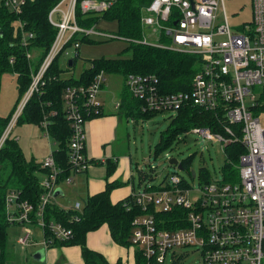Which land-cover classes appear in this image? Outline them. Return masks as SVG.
I'll list each match as a JSON object with an SVG mask.
<instances>
[{
  "label": "built area",
  "instance_id": "built-area-1",
  "mask_svg": "<svg viewBox=\"0 0 264 264\" xmlns=\"http://www.w3.org/2000/svg\"><path fill=\"white\" fill-rule=\"evenodd\" d=\"M112 2L80 0L79 9L82 14L101 13ZM23 3L24 0L5 1L15 12ZM76 4L77 0H60L48 12L47 19L56 29L54 39L37 69L31 72L29 86L0 137V147L30 97L45 84V72L67 46L75 49L73 60L79 56L80 37H118L98 30L96 26L78 24ZM220 6L223 19L218 17ZM140 24L142 32L145 28L150 29L159 39L166 38L169 43L149 42L147 38H122L132 43L195 54L199 58V68L188 92L162 94L154 84L157 83L154 76L127 75L124 83L131 95L142 101L141 110L175 113L189 102L211 111L229 123L224 127V134L211 132L209 128L191 131L221 142L223 147L237 142L243 152L235 164L238 180L199 183L201 193L194 201L188 198L190 188L181 185L183 178L177 173L170 175L168 188L132 193L135 203L142 209L153 203L156 211H169L174 206L185 210L181 226L174 229L155 226L153 215L135 217L132 245L141 250L145 259L143 264H164L167 253L175 256L173 249L185 246L197 247L203 264H264V0H252V21L243 24L241 31L230 26L224 0H151L144 8ZM18 28L24 57L31 62L36 55L32 44L34 34L24 30L23 22H18ZM14 60L12 56L9 62L12 64ZM63 73L59 79H63ZM105 82L106 72L101 69L87 84L68 85L61 93L64 116L70 129L67 148L71 175L83 173L90 167V159L85 153V125L89 119L102 114L99 93ZM46 125L47 121H43L41 128L48 138ZM38 163L45 173L39 181L41 191L37 203L18 201L16 191H9L5 197L9 224L22 228L15 240L21 249L38 244L33 228L42 238L39 249L47 250L54 238L64 241L71 237V230L62 223L46 221L44 210L47 204L55 201L56 189L62 191V184L71 183L72 177L69 175L59 181L61 170L55 163L53 150ZM82 207L83 203L76 201L69 208L81 211ZM74 219H78L77 216ZM45 230L50 236H45Z\"/></svg>",
  "mask_w": 264,
  "mask_h": 264
},
{
  "label": "trees",
  "instance_id": "trees-1",
  "mask_svg": "<svg viewBox=\"0 0 264 264\" xmlns=\"http://www.w3.org/2000/svg\"><path fill=\"white\" fill-rule=\"evenodd\" d=\"M5 1L0 0V77L6 72L15 74L20 96L29 86L31 72L37 69L54 39L56 29L49 23L47 16L50 9L60 0H24L18 12L9 8ZM79 1L77 0L76 4V19L81 26H96L98 20L103 18L116 22L117 32L114 34L118 37L142 38L140 18L144 8L149 5L151 0H113L105 11L101 13L89 12L87 14L81 13ZM18 22H23L24 30L34 34L32 44L36 55L31 62L25 59L23 48L20 45ZM79 40L80 42H101L87 37H80ZM128 43L122 53L130 52L129 56H120L114 59H91L88 67L83 69L77 76L71 75L68 78H58L64 70L59 67L58 58H56L44 74L45 84L39 92L30 97L18 117V123L30 122L41 126L43 121H47L46 129L49 136L56 143L53 156L57 167L61 170L59 181L72 173L68 163L67 148L70 129L65 120L61 100V93L66 86L85 85L91 80L95 72L102 69L106 74L122 76L124 81L129 74L154 76L157 79V83L154 82V84L157 85L159 92L162 94L188 92L190 90L193 75L199 68L197 55L153 45ZM12 56L15 60L11 64L9 59ZM76 59H73L71 67L74 66ZM65 70H70V67L66 65ZM15 106L16 104H14L7 117L0 116V137ZM141 107L142 101L133 97L124 83L119 102V108L124 116L144 120L158 113L157 111H142ZM52 111H55V113L51 114ZM168 119L169 126L162 133L161 142L155 146L154 158L166 149L179 134L199 128H209L211 132L224 134V127L229 125L223 117L218 118L211 111L204 110L189 102L183 104L175 113H170ZM224 150L226 160L221 168L222 181L235 182L238 180V170L235 164L238 163L243 148L239 143L233 142L225 146ZM190 162L191 156L180 161L183 169H188ZM91 163L92 160H90ZM106 163V176L108 178L114 172L116 165L110 159H107ZM137 171L139 187H141L142 181L153 179L152 174L144 172L142 169H137ZM37 173L43 175L45 169L33 158L26 160L16 139L8 136L0 147V264H5L6 261L8 228L11 226L6 216L5 197L9 191H16L19 194L18 201H28L36 204L41 191L39 179L36 177ZM198 177L200 183L210 180L205 168H200ZM119 184L121 182H106L102 191L86 197L81 211L60 207L55 201L47 204L44 210L45 220L60 222L71 230L69 239L58 241L54 238L52 246L49 248L76 245L80 247L82 264H124L121 259L110 263L102 253L92 250L86 245L88 233L97 230L102 225H106L110 237L116 244L124 248H134L133 264H143L145 259L141 251L134 247L131 242L133 219L144 214L153 215L155 226L174 229L181 226V217L185 214V210L182 207L174 206L169 211H156L153 203H149L146 209H142L140 205L135 203L131 194L113 203L110 194L113 188ZM181 185L183 187L188 186L184 178ZM169 186L168 182L163 181L158 185L151 184L139 190L154 192ZM133 192L137 191L134 189ZM75 216L78 219L75 220ZM45 236H50L48 230H45ZM44 251L46 256V250Z\"/></svg>",
  "mask_w": 264,
  "mask_h": 264
},
{
  "label": "rangeland",
  "instance_id": "rangeland-1",
  "mask_svg": "<svg viewBox=\"0 0 264 264\" xmlns=\"http://www.w3.org/2000/svg\"><path fill=\"white\" fill-rule=\"evenodd\" d=\"M224 10L228 17V22L232 28L241 31L243 24H248L252 21V0H224ZM218 17L223 19L222 6L219 8ZM98 30L116 33L117 24L113 20H105L100 18L96 24ZM147 38L149 42L155 43H169L168 39H159L157 33H151L150 29L143 30L142 39ZM95 41L101 42H87L83 41L78 49L79 57L76 59L73 67L70 70H65L67 61L74 57L75 49L73 46H67L66 50L58 56V65L64 70L63 78L77 76L83 69L89 66L90 60L94 58H108L114 59L120 56L127 57L130 52L122 53V50L129 44L127 40L116 37L109 39H100L90 37ZM118 77L122 81V76L117 74H106L108 77ZM21 96L18 94L17 77L15 74L6 72L0 77V116L7 117L14 106L20 102ZM109 97V101H107ZM120 93L103 92L100 93V98L106 104L105 110L110 109L114 111V104L120 101ZM99 98V99H100ZM117 112V111H114ZM171 112H158L146 119L138 118L132 119L129 117L127 120L124 117L119 125L118 134L120 137V145L122 144L124 152L130 155L133 161V168L136 172L134 182L136 185L135 190L144 189L151 184L158 185L159 183L169 181V177L173 173L179 174L186 181L189 186L187 194L191 201L196 200L200 196V180L199 170L205 168L209 174L210 180H221L223 178L221 168L226 160V153L221 142H215L211 139L203 137L198 132L189 131L187 133L179 134L176 139L162 150L156 158L153 157L155 146L161 142L162 133L169 126V115ZM45 130L39 124L30 122H17L9 134L17 143L23 152L26 160L33 158L34 161H41L49 154L50 150L56 148V143L49 136H45ZM126 142L129 149H126ZM191 156L190 167L188 169H178L176 166L170 165L168 159L171 157L176 158L179 162ZM142 169L144 172L153 175L152 180H144L139 187L138 171ZM196 173L195 178L189 174L190 170ZM39 181L43 175L37 173ZM69 186V187H67ZM65 189L63 196L59 195L54 200L61 207L64 202L75 203V201L83 202L78 197L75 191V185L62 184ZM69 191L73 193L70 196ZM64 200V202H63ZM34 230L35 241L38 244L28 245L21 249L16 244V238L21 234L22 228L19 226H10L8 228V239L6 249L5 264H60L58 258L65 256L63 249L65 246H54L47 248L46 256L39 261L34 258L33 253L41 247V235ZM72 247V246H70ZM174 255L169 252L166 255L164 264H203L200 250L195 246L175 247ZM76 256V253L74 252ZM45 259V260H44ZM76 264H81L80 261Z\"/></svg>",
  "mask_w": 264,
  "mask_h": 264
},
{
  "label": "crops",
  "instance_id": "crops-1",
  "mask_svg": "<svg viewBox=\"0 0 264 264\" xmlns=\"http://www.w3.org/2000/svg\"><path fill=\"white\" fill-rule=\"evenodd\" d=\"M123 84V79L121 81L118 77H108L106 78V82L103 84L100 93H120L121 97ZM100 101L102 104V114L89 119L85 125V153L86 156L92 160V163L85 172L72 174V182L66 185H75L74 188L75 191H77L78 197L84 202L86 197L102 191L106 182H121V184L113 188L110 194L111 201L115 203L124 199L129 194L134 193L133 191L136 188L134 176L136 172L134 171L133 161L130 155L124 152L122 144L120 145L119 143L120 137L118 134V128L122 119L125 117L119 108L120 101L114 104V111L117 112L111 111L110 109L105 110L104 105L106 103L102 101L101 98ZM107 101H109V97ZM125 118L126 120L128 119L127 117ZM126 144V149H129L127 142ZM107 159L115 162L116 165L114 172L108 178L106 176ZM62 193L61 196L65 194L64 188L62 189ZM69 194L70 196H73L71 191H69ZM68 203L69 205L65 206L61 204V207L69 208L71 203ZM86 245L90 249L102 253L110 263H114L117 259H121L124 264L134 263V248H124L116 244L110 237L106 225H102L97 230L88 233ZM61 249L65 251V256H63V258H58L60 264H76L77 261H80L82 264L80 247L76 245L72 247L65 246ZM74 252L76 253V256L74 255Z\"/></svg>",
  "mask_w": 264,
  "mask_h": 264
},
{
  "label": "water",
  "instance_id": "water-1",
  "mask_svg": "<svg viewBox=\"0 0 264 264\" xmlns=\"http://www.w3.org/2000/svg\"><path fill=\"white\" fill-rule=\"evenodd\" d=\"M72 61H73L72 59L68 60V66H72V63H73ZM168 163L171 165H176L177 168H179V169H183L181 163L178 162V160L174 157L169 158ZM190 174H191L192 178H194L196 176V173L193 169L190 170ZM61 194H62V191L60 189H56L54 196H59ZM33 255H34L35 259L41 261L45 256V251H44V249H38L33 253Z\"/></svg>",
  "mask_w": 264,
  "mask_h": 264
},
{
  "label": "bare ground",
  "instance_id": "bare-ground-1",
  "mask_svg": "<svg viewBox=\"0 0 264 264\" xmlns=\"http://www.w3.org/2000/svg\"><path fill=\"white\" fill-rule=\"evenodd\" d=\"M141 251V250H140Z\"/></svg>",
  "mask_w": 264,
  "mask_h": 264
}]
</instances>
